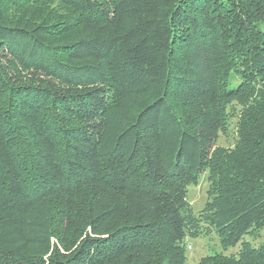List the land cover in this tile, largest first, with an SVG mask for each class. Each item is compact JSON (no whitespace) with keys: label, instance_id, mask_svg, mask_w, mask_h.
Returning a JSON list of instances; mask_svg holds the SVG:
<instances>
[{"label":"trees","instance_id":"trees-1","mask_svg":"<svg viewBox=\"0 0 264 264\" xmlns=\"http://www.w3.org/2000/svg\"><path fill=\"white\" fill-rule=\"evenodd\" d=\"M263 230L264 0H0V264H264Z\"/></svg>","mask_w":264,"mask_h":264},{"label":"rangeland","instance_id":"rangeland-1","mask_svg":"<svg viewBox=\"0 0 264 264\" xmlns=\"http://www.w3.org/2000/svg\"><path fill=\"white\" fill-rule=\"evenodd\" d=\"M232 134L227 136L222 134L219 139V144L227 146L233 145L235 139ZM208 188L209 180L207 171H203L200 174L198 183L189 185V200L192 203L195 213L197 214L203 209L206 201L208 200ZM245 239L250 240L253 246H258L261 243H264V230L257 237L246 235ZM187 245L188 264H197L203 256L218 252H222L227 255H237L240 249V245L224 248L221 244L219 235L216 232L189 238L187 240Z\"/></svg>","mask_w":264,"mask_h":264}]
</instances>
